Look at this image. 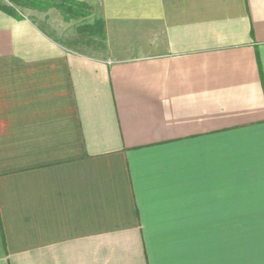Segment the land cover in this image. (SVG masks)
<instances>
[{
	"label": "crops",
	"instance_id": "1",
	"mask_svg": "<svg viewBox=\"0 0 264 264\" xmlns=\"http://www.w3.org/2000/svg\"><path fill=\"white\" fill-rule=\"evenodd\" d=\"M78 1L0 10V264H264V0Z\"/></svg>",
	"mask_w": 264,
	"mask_h": 264
},
{
	"label": "trees",
	"instance_id": "2",
	"mask_svg": "<svg viewBox=\"0 0 264 264\" xmlns=\"http://www.w3.org/2000/svg\"><path fill=\"white\" fill-rule=\"evenodd\" d=\"M12 2L18 7H30L38 10L55 8L62 13L64 20L67 22L91 18L94 11L88 4L76 0H12ZM0 10L13 16L18 15L15 6L7 7L0 4ZM77 33L80 36L88 35L93 37L104 35L105 40V26L102 20H95L93 24H85L78 27Z\"/></svg>",
	"mask_w": 264,
	"mask_h": 264
},
{
	"label": "rangeland",
	"instance_id": "3",
	"mask_svg": "<svg viewBox=\"0 0 264 264\" xmlns=\"http://www.w3.org/2000/svg\"><path fill=\"white\" fill-rule=\"evenodd\" d=\"M78 1V0H76ZM81 2V1H79ZM0 4L7 7H13L17 9L18 14L24 15V16H34L37 20L47 17V23L54 24L56 26L58 33H60V36L62 40L68 41V45H72L73 41H75L77 44H74V47L77 49H83L86 50L87 46L81 45V43H78L77 39L83 38V36H78L77 29L80 26H83L85 24H88L91 19H85V20H72L71 22H67L64 20V16L62 13L55 9V8H49L47 10H38V9H32L28 7H18V5L14 4L12 0H0ZM91 7V6H90ZM88 20V21H87ZM57 24V25H56ZM92 45V44H91ZM90 47H94L93 45ZM92 48H89L88 51H91Z\"/></svg>",
	"mask_w": 264,
	"mask_h": 264
}]
</instances>
